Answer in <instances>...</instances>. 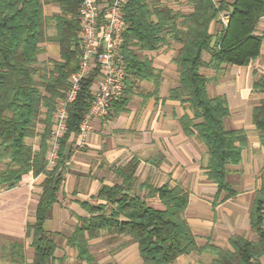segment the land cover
Masks as SVG:
<instances>
[{"label": "trees", "instance_id": "obj_1", "mask_svg": "<svg viewBox=\"0 0 264 264\" xmlns=\"http://www.w3.org/2000/svg\"><path fill=\"white\" fill-rule=\"evenodd\" d=\"M51 1L60 7L62 16H48L44 0H0V187L9 191L25 176H45L35 222L26 229L34 258L28 261L24 243L11 242L4 245L3 256L12 264H54L58 245L46 223L58 203L73 154L70 138L80 134L93 101V85L100 75L97 66L81 81L77 99L68 109L58 159L48 169L54 114L83 57L79 40L81 0ZM189 2L194 11L180 15L150 0H130L124 9L127 30L121 48L127 64L126 89L113 103L110 114L113 111L116 118L127 111L137 83L158 79L151 61L142 59L138 52L157 50L169 40L178 43L181 48L175 64L179 86L170 92V99L188 104L192 110L193 118L185 116L181 122L187 135L197 134L207 147L209 180L218 185L217 195L220 198L223 194L222 201H226L238 194L227 181L228 166L241 164L248 137L244 130L227 128L226 119L231 114L227 100L209 96L208 85L213 79L202 71L213 70L220 75L228 66H249L259 58L264 34L257 35L256 29L264 17V0ZM221 15L228 17V26L211 34V25L220 24ZM48 43L59 46L60 60L41 61ZM205 55L210 56L208 61ZM253 90L262 96L253 109V123L264 144V75L254 81ZM37 139L38 149L32 143ZM140 164L133 158L117 170L121 184L103 187L91 201L83 203L90 215L81 219L68 239V245L78 252V260L96 264L90 241L106 234L128 238L122 247L138 244L144 264H174L182 256L204 250L216 255L213 264H264V168L250 213L254 238L233 236L230 249H222L210 243L199 247L185 217L188 191L181 186L139 184ZM153 197L158 198L161 208L148 203Z\"/></svg>", "mask_w": 264, "mask_h": 264}, {"label": "crops", "instance_id": "obj_2", "mask_svg": "<svg viewBox=\"0 0 264 264\" xmlns=\"http://www.w3.org/2000/svg\"><path fill=\"white\" fill-rule=\"evenodd\" d=\"M150 1L180 15L194 11L189 0ZM215 1L220 3L222 0ZM110 4V0H101L103 10ZM44 5L48 16L63 15L60 7L51 0H44ZM105 11L101 15V25L105 23ZM222 28L221 23L214 22L210 32L217 34ZM256 34H264V17L257 24ZM45 47L46 53L41 56V61L60 60L57 44L48 43ZM180 48L178 43L169 40L157 50L138 52L142 59L151 61L158 79L137 83L129 96L127 111L120 116L114 118L112 111L106 117L94 119L91 131L84 138L80 134L71 136L73 154L58 203L46 223L47 230L55 235L58 245L54 264H88L78 260L77 250L68 245V239L81 219L90 215L83 203L91 201L101 188L121 184L117 170L133 158L141 162L137 171L139 184L149 182L158 188L181 186L188 191L189 205L185 217L199 247L204 248L210 243L230 249L229 241L233 236L254 238L250 213L261 184L264 144L253 123V109L262 98L254 92L253 84L257 77L264 75V41L259 58L249 66H228L220 75L213 70L202 71L203 75L213 79L208 85L209 96H223L227 100L231 113L226 119V126L228 120L230 124L227 128L244 130L248 137L241 164L228 166L227 181L238 194L226 201H222L223 194L218 197V185L209 180L207 147L197 134L187 135L181 122L185 116L193 118L192 110L188 104L170 99V92L179 86L175 58ZM204 59L208 61L210 56L205 55ZM95 67L97 65L93 64L91 71ZM99 81L100 75L93 88ZM35 143L38 149L39 139ZM54 166L49 165L48 169ZM44 179V175L25 176L18 187L0 193V236L4 240L16 239L13 242L24 243L29 262L34 258V250L31 238L26 236V229L28 224L35 222ZM147 201L151 205H160L157 197ZM126 241L128 238L124 236L106 234L90 241L96 264H144L138 244L122 247ZM98 247L101 248L98 252H107L110 260H98L95 250ZM3 249L4 245L0 247V264H12L5 260ZM31 250L32 259L29 257ZM215 259L213 252L204 250L200 254L182 256L174 264H212Z\"/></svg>", "mask_w": 264, "mask_h": 264}, {"label": "built area", "instance_id": "obj_3", "mask_svg": "<svg viewBox=\"0 0 264 264\" xmlns=\"http://www.w3.org/2000/svg\"><path fill=\"white\" fill-rule=\"evenodd\" d=\"M130 0H113L105 11V23L101 25V0H81L79 10V40L83 57L78 72L69 80L70 86L65 98L59 101L54 114V130L50 141L48 165L58 159L60 140L67 131L68 109L77 99L81 81L90 73L92 65L100 69V81L93 88V101L89 112L80 125V136L91 131V122L109 115L115 101L123 96L126 89L127 64L121 53L127 24L124 9ZM222 27L228 26V17L221 15Z\"/></svg>", "mask_w": 264, "mask_h": 264}, {"label": "rangeland", "instance_id": "obj_4", "mask_svg": "<svg viewBox=\"0 0 264 264\" xmlns=\"http://www.w3.org/2000/svg\"><path fill=\"white\" fill-rule=\"evenodd\" d=\"M127 24V23H126ZM55 56H53V58H54ZM42 58V57H41ZM45 57H43V59H44ZM55 59V58H54ZM213 85V84H212ZM210 93H211V91H210ZM212 94V93H211ZM227 126H228V128H230L229 126H230V124H229V120L227 121ZM42 129V128H41ZM33 144H36L35 142H32ZM49 156V155H48ZM56 164V163H55ZM4 190V188H1L0 187V193L2 192ZM152 203H154V202H152ZM154 207H158V208H160V205H153ZM18 240V239H17ZM13 241H16V239H14V240H8V239H2L1 238V236H0V247L1 246H3V245H5V244H7V245H9L10 244V242H13ZM64 242L62 241L61 242V246H63L64 244H63ZM101 248H95V250H96V255H97V257H98V260L99 261H101V262H105V261H107V260H110V258L108 257V255H107V252H98L99 250H100ZM26 251H27V249H26ZM32 256H33V251L31 250V252L29 253V257L32 259ZM113 256V255H112ZM213 264V263H212Z\"/></svg>", "mask_w": 264, "mask_h": 264}]
</instances>
